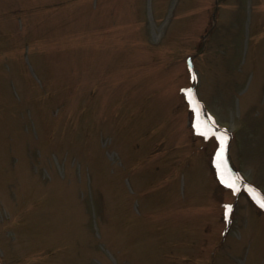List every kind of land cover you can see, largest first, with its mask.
Masks as SVG:
<instances>
[{
	"label": "rangeland",
	"instance_id": "1",
	"mask_svg": "<svg viewBox=\"0 0 264 264\" xmlns=\"http://www.w3.org/2000/svg\"><path fill=\"white\" fill-rule=\"evenodd\" d=\"M257 201L264 0H0V264H264Z\"/></svg>",
	"mask_w": 264,
	"mask_h": 264
},
{
	"label": "snow or ice",
	"instance_id": "2",
	"mask_svg": "<svg viewBox=\"0 0 264 264\" xmlns=\"http://www.w3.org/2000/svg\"><path fill=\"white\" fill-rule=\"evenodd\" d=\"M228 187H232L233 188V191H235V188L233 185H228ZM258 203V206L262 209H264V201H257ZM226 208H230V206H226Z\"/></svg>",
	"mask_w": 264,
	"mask_h": 264
}]
</instances>
